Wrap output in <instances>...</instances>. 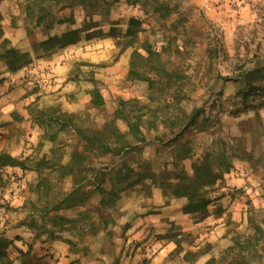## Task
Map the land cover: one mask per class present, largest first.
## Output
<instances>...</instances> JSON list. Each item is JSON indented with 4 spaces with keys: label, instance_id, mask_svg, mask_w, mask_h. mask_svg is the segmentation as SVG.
Here are the masks:
<instances>
[{
    "label": "rangeland",
    "instance_id": "obj_1",
    "mask_svg": "<svg viewBox=\"0 0 264 264\" xmlns=\"http://www.w3.org/2000/svg\"><path fill=\"white\" fill-rule=\"evenodd\" d=\"M69 3L0 0V44L6 39L20 52L30 50L29 33L42 41L79 28L83 21L99 23L92 39L63 50L76 59L70 58L73 64L65 81L79 86L82 102L88 99V89L96 87L104 103L75 117L62 115L56 105L43 110L45 118L59 120L51 123L47 135L72 126L92 137L96 133L107 143L115 155L93 148L83 160L85 168L105 169V189L115 180L116 171L168 175L185 171L181 159L191 151H212L214 171L221 173L228 167L229 172L205 189L213 199L206 213L191 215L198 232L172 236L173 258L191 264H264V94L241 100L244 72L264 65V0H105L92 17ZM131 19L141 24L135 35L127 34ZM69 20L75 24L69 25ZM45 59H35L26 67ZM56 83L39 76L30 87L42 93L43 87ZM15 112L37 113L29 106ZM135 122L137 135L129 130ZM61 143L59 139L39 171L46 185L42 194L51 201L69 190L60 174L67 157ZM36 157L29 163V156H17L27 170L2 169L0 237L20 240L0 255V264H83L79 248L66 250L69 257L60 263L61 256L38 246L39 241L29 242V231L22 223L29 222V209L43 208L39 201L35 208L29 204V167H34L33 159L39 161ZM242 185L249 189L241 191ZM154 187L131 189L148 196ZM178 202L183 205L185 199ZM115 207L114 203L107 210ZM254 227L262 232L255 233ZM29 247L27 255L18 254Z\"/></svg>",
    "mask_w": 264,
    "mask_h": 264
},
{
    "label": "crops",
    "instance_id": "obj_2",
    "mask_svg": "<svg viewBox=\"0 0 264 264\" xmlns=\"http://www.w3.org/2000/svg\"><path fill=\"white\" fill-rule=\"evenodd\" d=\"M70 58L74 59L66 49L53 54L49 59L37 60L33 67L32 65L29 68L24 67L16 73H9L5 65L0 63L1 77L4 79L0 82V154L6 153L16 158L29 156V163H32V158L35 156L40 158L39 161H48L49 153L54 152L57 141L61 139V145L67 156L62 164L68 165L71 163V156L68 155L80 153L85 148V141L79 136L76 127H63L51 140L46 130L33 120L34 114L29 113L28 116L15 112L22 107L29 106V111H43L56 105L62 115L75 117L83 111L89 113L97 108H87L89 97L82 102L78 95L79 86L65 81L71 73L73 64ZM46 67L49 68L45 71L51 72L57 83L53 87H43L42 93L36 92L30 86L32 81L39 78V74L44 71L42 68ZM144 120L145 118H140L141 122ZM142 153L143 156L146 155L145 149ZM208 154L203 150L196 152L193 150L188 153L187 158L181 159L185 171L190 174L191 166L200 163ZM160 155L158 152V156ZM211 155L215 156V153L210 151L209 156ZM171 156L168 159L170 162L174 160ZM33 161L34 167H29V204L31 208H35V201H39L44 207L46 199L42 196V190L39 191L41 194L37 192V187L42 182L39 177L41 168L35 170V165L39 161L38 159ZM62 180L69 183V190L66 193L70 192L73 178L63 176ZM178 200L179 198L163 195L161 190L155 187L150 189L148 196L142 193L136 194L135 189H131L119 194L115 202V210H107L112 219L111 226L98 228L97 214L86 211L85 206L60 208L47 215L51 217L55 214L65 219H78L79 214L88 215L89 220L84 223L79 222L76 226L65 224L63 229L67 231L60 232L47 223L46 230L40 229L35 235L33 229H28L24 223L22 224L29 231V242L39 241L38 246L61 256L60 263L69 257L66 250L75 247L83 251L80 260L83 264H191L186 260H181L180 263L172 255L175 248L171 241L173 235L189 234L193 231L197 233L199 230V225L194 223L191 215H183V205H180ZM96 202L97 197L91 201L95 205ZM41 211L36 208L29 209V223L31 219H35L41 224L43 215Z\"/></svg>",
    "mask_w": 264,
    "mask_h": 264
},
{
    "label": "trees",
    "instance_id": "obj_3",
    "mask_svg": "<svg viewBox=\"0 0 264 264\" xmlns=\"http://www.w3.org/2000/svg\"><path fill=\"white\" fill-rule=\"evenodd\" d=\"M44 1H55V0H44ZM69 6L74 7L76 5L83 9V12L89 11V17L95 13L100 7L105 6V0H69ZM92 11V12H91ZM94 11V12H93ZM1 19V14H0ZM105 20V19H103ZM69 25H74L73 20L67 21ZM141 24L136 20L131 19L129 21V27L127 34L135 35V30L140 27ZM99 23L90 21H83L79 28L69 29L58 35L48 36L42 41H37L33 37L32 33H29V52H20L14 47H10L9 42L3 39L0 44V62H2L9 73H16L22 68L30 65L35 59H45L56 53L57 51L63 50L68 46L75 45L82 40H90L95 34H98ZM2 38V31L0 28V39ZM147 52L150 51L149 47H145ZM245 78V89L241 92V100H246L248 95L255 93L264 94V65H255L253 68L245 71L243 74ZM4 79L1 77L0 82ZM258 83L256 85L255 83ZM89 100L87 102V108L98 107L104 103L103 96L99 89L96 87L89 90L87 93ZM193 116L191 118L193 119ZM141 117H138L140 120ZM33 120L41 128L47 130L50 129L53 121H59L55 118H45L43 111H37L33 116ZM65 121V120H64ZM138 122V121H137ZM64 124V123H63ZM62 124V125H63ZM132 134L137 135L140 132L138 123L129 125ZM79 136L85 141V148L80 153H72L70 157L71 163L68 165L60 166L61 176H71L73 178V187L70 192L63 194L60 198L53 202L49 199L46 193L42 196L46 199V205L42 208L41 213V224H38L35 219H31L30 223H24L26 228L33 229V233L36 235L38 230H46L45 226L47 223L51 224V227L58 229V231H67L63 229L65 224L76 226L79 222L84 223L88 221L89 217L87 214H79L78 219H65L58 215H52L48 217L50 212H56L60 208L69 209L75 206H85L86 211L95 212L98 216L99 227L106 226L110 222L111 216L107 213V209L111 207L118 199L119 194L122 191L129 190L135 185L155 186L161 189L163 195L171 196L174 198H183L185 203L182 206L183 215H195L206 213L207 207L211 204L212 198L205 194L206 188H211L216 185L217 182L222 181L223 173H228V167H225L223 172L216 173L213 169L214 161L210 159L209 155L203 157L200 163H195L191 166V174L187 175L184 170L173 172L168 175L163 173L156 177L154 174L147 173L146 170L133 174L132 169L119 170L115 172V180L112 182L109 189H105V169L99 170L92 167L85 168L83 160L85 154L92 152L96 148H100L104 154H114L113 150L109 148L107 143L103 142L102 139L94 133L88 135L81 129H77ZM51 140L53 136H50ZM94 148V149H93ZM116 153V155H118ZM187 158L182 157V159ZM43 161H39L35 165V170H39L44 166ZM222 165L221 162L219 166ZM19 168L20 170H27L23 161L19 158L12 157L6 153L0 154V188L4 185L2 178V169L4 168ZM41 170V169H40ZM90 173V176L87 174ZM132 175V176H131ZM172 175V176H171ZM133 177L131 182L130 178ZM149 181V182H148ZM46 186L44 183H40L37 187V192L42 190ZM89 186V188H88ZM43 187V188H42ZM39 194H41L39 192ZM97 197L96 205H93L91 201ZM55 200V199H54ZM47 218V220H46ZM46 220V222H45ZM93 225V223H92ZM255 233H261L259 227H254ZM17 237L14 240H8L0 237V255H4L8 248L13 247L14 241H18ZM20 255H27L30 253V247L24 253L21 250L17 251Z\"/></svg>",
    "mask_w": 264,
    "mask_h": 264
},
{
    "label": "built area",
    "instance_id": "obj_4",
    "mask_svg": "<svg viewBox=\"0 0 264 264\" xmlns=\"http://www.w3.org/2000/svg\"><path fill=\"white\" fill-rule=\"evenodd\" d=\"M40 78H42L43 80H47L49 82H52V83L55 82L54 76L51 73L46 72V71H44L40 74ZM248 189H249V187L247 185H242L240 187V190L244 191V192L247 191Z\"/></svg>",
    "mask_w": 264,
    "mask_h": 264
}]
</instances>
